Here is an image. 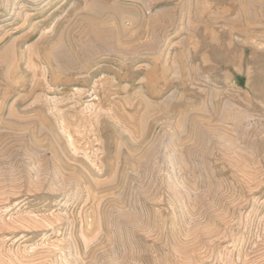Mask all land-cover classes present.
Here are the masks:
<instances>
[{
    "label": "rangeland",
    "instance_id": "1",
    "mask_svg": "<svg viewBox=\"0 0 264 264\" xmlns=\"http://www.w3.org/2000/svg\"><path fill=\"white\" fill-rule=\"evenodd\" d=\"M0 264H264V0H0Z\"/></svg>",
    "mask_w": 264,
    "mask_h": 264
}]
</instances>
